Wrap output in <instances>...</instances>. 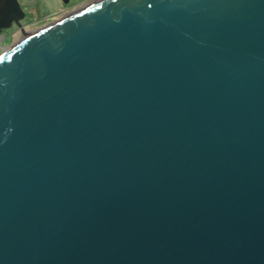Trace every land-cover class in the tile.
I'll list each match as a JSON object with an SVG mask.
<instances>
[{
    "label": "water",
    "instance_id": "obj_1",
    "mask_svg": "<svg viewBox=\"0 0 264 264\" xmlns=\"http://www.w3.org/2000/svg\"><path fill=\"white\" fill-rule=\"evenodd\" d=\"M0 264H264V0H102L0 55Z\"/></svg>",
    "mask_w": 264,
    "mask_h": 264
},
{
    "label": "rangeland",
    "instance_id": "obj_2",
    "mask_svg": "<svg viewBox=\"0 0 264 264\" xmlns=\"http://www.w3.org/2000/svg\"><path fill=\"white\" fill-rule=\"evenodd\" d=\"M98 0H18L21 9L26 13L25 23L33 22V26L25 35H21L16 27L3 30L0 37L4 36L3 44L8 49L19 44L24 36L32 35L39 30L49 26L52 21L70 15ZM57 18V19H56Z\"/></svg>",
    "mask_w": 264,
    "mask_h": 264
},
{
    "label": "flooded vegetation",
    "instance_id": "obj_3",
    "mask_svg": "<svg viewBox=\"0 0 264 264\" xmlns=\"http://www.w3.org/2000/svg\"><path fill=\"white\" fill-rule=\"evenodd\" d=\"M26 18H27V16H26V13H25L24 18H23L22 20H20L19 25H17L16 23L13 22V25H12L11 28L16 27V28L18 29V32H19L21 35L23 34V31H24L25 33H27V32L30 30V28L33 26V22L25 23ZM56 19H57V18H56ZM55 21H56V20H55ZM52 22H54V21H52ZM11 28H10V29H11Z\"/></svg>",
    "mask_w": 264,
    "mask_h": 264
},
{
    "label": "built area",
    "instance_id": "obj_4",
    "mask_svg": "<svg viewBox=\"0 0 264 264\" xmlns=\"http://www.w3.org/2000/svg\"><path fill=\"white\" fill-rule=\"evenodd\" d=\"M4 41V36L0 37V55H2L3 53H5L7 51V46L3 44Z\"/></svg>",
    "mask_w": 264,
    "mask_h": 264
},
{
    "label": "bare ground",
    "instance_id": "obj_5",
    "mask_svg": "<svg viewBox=\"0 0 264 264\" xmlns=\"http://www.w3.org/2000/svg\"><path fill=\"white\" fill-rule=\"evenodd\" d=\"M99 1H102V0H98L97 2H99ZM97 2H95V3H97ZM95 3H94V4H95ZM92 4H93V3H92ZM30 36H31V35L24 36V38L22 39L21 42L25 41V40L28 39ZM21 42H20V43H21ZM7 50H9V49H7Z\"/></svg>",
    "mask_w": 264,
    "mask_h": 264
}]
</instances>
